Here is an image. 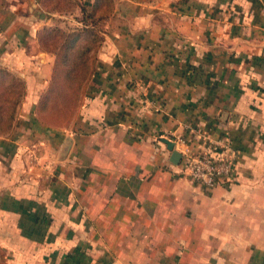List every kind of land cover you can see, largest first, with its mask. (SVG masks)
<instances>
[{
    "label": "crops",
    "instance_id": "crops-1",
    "mask_svg": "<svg viewBox=\"0 0 264 264\" xmlns=\"http://www.w3.org/2000/svg\"><path fill=\"white\" fill-rule=\"evenodd\" d=\"M45 13L0 0V61L28 96L52 71ZM105 26L70 126L31 96L0 134V264H264V0H120ZM227 136L237 174L212 189L161 140Z\"/></svg>",
    "mask_w": 264,
    "mask_h": 264
},
{
    "label": "rangeland",
    "instance_id": "rangeland-1",
    "mask_svg": "<svg viewBox=\"0 0 264 264\" xmlns=\"http://www.w3.org/2000/svg\"><path fill=\"white\" fill-rule=\"evenodd\" d=\"M75 1L90 4L92 0ZM112 1L115 7L120 0ZM162 1L171 0H144L142 2L156 4ZM108 3L102 2L100 7L96 9L97 13L102 8L105 9ZM45 9L46 13L42 19L47 23L38 28L36 43L42 50L49 52L53 58L52 71L46 87L42 91H37L34 95L28 96L24 77L15 74L4 63H1V61H5L2 58H0V68L7 69L22 81V93L19 96L20 102L16 106L14 120L22 101L33 96L32 98L37 100L35 109L41 122L53 127H68L77 117L83 98V87L88 82L92 69L96 65L97 55L105 38L106 20L102 26L98 25V29H95L94 34L88 36L89 38L80 39L78 42L80 46L65 51L63 49L64 38L73 30L83 26L78 20L82 15L79 6L68 0H46ZM47 27H58L63 32L61 34L57 31L47 32ZM66 70L70 71L73 79H66L64 76ZM44 99L46 102L42 105ZM13 125L8 131L0 132V134L4 135L11 132Z\"/></svg>",
    "mask_w": 264,
    "mask_h": 264
},
{
    "label": "trees",
    "instance_id": "trees-1",
    "mask_svg": "<svg viewBox=\"0 0 264 264\" xmlns=\"http://www.w3.org/2000/svg\"><path fill=\"white\" fill-rule=\"evenodd\" d=\"M79 6L81 17L78 19L83 26L73 30L72 33L67 34L64 38L63 49L68 51L70 49L80 46L78 42L80 39L88 37L94 34L95 29H98V25L102 26L104 21L112 13L114 9V4L112 0H92L90 4L78 2L75 0H68ZM109 2L105 9H101L97 13V8L100 7L102 2ZM142 2L144 0H134ZM41 3L46 8V0H41ZM91 5V6H90ZM88 6H90L88 8ZM46 10V9H45ZM101 30V29H100ZM47 32L57 31V33H62L63 30L58 27H47ZM89 38V37H88ZM66 79H73L74 77L69 70L64 73ZM22 81L12 74L5 68H0V132L8 131L13 125L14 115L16 111V106L20 102ZM51 88H53L51 86ZM50 88V90H51ZM46 100L42 101L45 103ZM237 166V161H236Z\"/></svg>",
    "mask_w": 264,
    "mask_h": 264
},
{
    "label": "built area",
    "instance_id": "built-area-1",
    "mask_svg": "<svg viewBox=\"0 0 264 264\" xmlns=\"http://www.w3.org/2000/svg\"><path fill=\"white\" fill-rule=\"evenodd\" d=\"M180 151L179 171L203 188L212 189L230 182L237 174V150L228 136L225 139L205 138L197 149L186 145Z\"/></svg>",
    "mask_w": 264,
    "mask_h": 264
},
{
    "label": "water",
    "instance_id": "water-1",
    "mask_svg": "<svg viewBox=\"0 0 264 264\" xmlns=\"http://www.w3.org/2000/svg\"><path fill=\"white\" fill-rule=\"evenodd\" d=\"M161 140L166 143L167 148L170 150L169 160L174 164H178L182 153L178 148L174 146L175 142L168 137H161Z\"/></svg>",
    "mask_w": 264,
    "mask_h": 264
}]
</instances>
